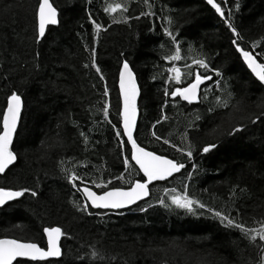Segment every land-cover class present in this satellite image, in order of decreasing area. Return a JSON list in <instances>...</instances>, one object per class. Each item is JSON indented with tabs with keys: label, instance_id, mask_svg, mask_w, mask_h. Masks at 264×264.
<instances>
[{
	"label": "trees",
	"instance_id": "1",
	"mask_svg": "<svg viewBox=\"0 0 264 264\" xmlns=\"http://www.w3.org/2000/svg\"><path fill=\"white\" fill-rule=\"evenodd\" d=\"M50 1L58 10L59 22L36 41V0H0V109L12 91L23 101L12 145L18 159L0 175V186L37 192L35 197L26 193L0 207V238L45 247L43 227L59 226L67 233L61 237L60 258L30 264H257L264 255L256 246L259 240L251 243L207 209L194 206V212H188L157 203L163 198L170 204L171 193H164V188L183 193L187 185L193 198L248 228L259 229L264 222V88L235 52L231 43L235 37L223 19L204 0ZM216 2L226 16L231 11L229 19L243 37L242 46L264 62V0ZM115 3L128 11H103ZM142 12L151 14L142 16ZM89 15L101 25L98 31ZM125 15L131 17L126 23ZM165 27L180 42L181 61L164 59L175 49L163 32ZM93 48L101 73L91 67ZM192 58H204L210 68L220 69L222 77L208 73L213 81L220 80L219 87L207 82L193 104L165 97V87L171 90L190 82L184 73ZM125 60L140 88L135 139L149 151L186 161L187 172L193 175L188 178L182 169L154 182L148 199L126 211L90 209L89 215L74 206L78 200L83 202L82 194L67 182L64 170H76L97 192L93 178L142 177L124 168L122 161L130 153L122 151L113 128L121 130L117 79ZM173 65L181 69L184 82L169 80L165 85L167 69ZM105 85L108 97L102 95ZM216 96L227 100V107ZM105 100L110 105L107 120L100 111ZM237 127L240 130L234 132ZM153 132L161 137L159 141ZM164 139L177 147L187 148L190 143L192 160L164 144ZM207 144L216 147L202 153ZM192 163L197 165L195 170ZM112 185L128 186L115 179ZM93 251L99 256L93 257Z\"/></svg>",
	"mask_w": 264,
	"mask_h": 264
},
{
	"label": "snow or ice",
	"instance_id": "2",
	"mask_svg": "<svg viewBox=\"0 0 264 264\" xmlns=\"http://www.w3.org/2000/svg\"><path fill=\"white\" fill-rule=\"evenodd\" d=\"M145 4H148V0H144ZM207 4L210 5L215 12L220 15L224 23L231 30L232 35L235 37L231 41L234 45L235 52L239 54L243 62L247 65V68L251 70L256 79L260 84L264 85V62H258L257 57L249 50H246L244 46L239 41L243 40L237 29L230 22L229 17L232 15L229 10L228 15H225L224 10L220 3L216 0H207ZM151 7V5H149ZM238 8L239 5L237 4ZM118 9H123V12L128 11V7L120 3L109 4L103 8L105 13H114ZM151 13L142 12L140 15H150ZM131 17L125 15L123 16V22H127ZM137 19L139 17H136ZM89 19L92 21L95 29L98 31L101 25L97 23L91 15ZM58 10L54 7L53 2L50 0H36V8L34 12V33L35 40L39 41L41 38L46 36V29L49 26L58 24ZM114 23L120 22L113 20ZM166 36L171 37V43L175 45L174 52L171 55L164 57L168 61H181V47L180 42L173 35V32L169 31L167 27L163 29ZM253 47H255V42H253ZM85 50L88 51L87 45H85ZM261 54L264 55V45L261 46ZM92 62L91 67L96 70L97 73H101V69L97 66L95 62V49H91ZM193 66H197L194 70ZM84 67H89L85 64ZM187 71L184 73V78L189 80L186 86H174L165 87L163 89V95L165 97L170 96L171 98H179L182 101H186L191 104L193 101L199 100V91L201 85L206 81H212L216 87H219L220 80L213 81V76L208 73H214L216 77H222V73L218 68H210L209 64L204 58H192L190 64H185ZM198 69H204L203 72ZM167 72L170 74L168 79L164 81L165 85H168L169 80H174L177 84H182L181 69L175 65L169 67ZM174 73V75H171ZM100 79L104 80V76L101 74ZM212 85H209L211 87ZM104 97L109 96V89L105 85L103 94ZM139 95V89L137 87L136 77L134 76L133 70L130 68L127 60L123 61L122 66L119 69V96L122 98V109L119 111L118 115L120 121H122V130L118 129L116 125L113 128L116 129L115 136L118 138V144L122 151H128L130 154L125 156L122 164L124 168L133 169L137 174L142 173L140 179H128L125 181L124 174L120 176L112 177L111 179L103 178H93L91 184L95 186L96 189L100 191H94L89 186L88 181H86L76 170H64L66 172V179L69 184L72 185L77 192L82 194V201H76L74 206L77 211L87 213L92 215L90 209H112L119 210L128 208L131 205L137 204L138 201L143 200L150 194V185L156 181H165L173 174L179 173L182 169H186V161L177 160L174 158H168L166 155L157 154L155 151H149L145 147H142L137 139L134 138V129L137 126V97ZM231 96V93H229ZM207 95L205 94V99ZM215 99L220 101L222 106L227 107V100H221L220 96H216ZM168 103L167 100L164 101V105ZM162 105V108L163 106ZM109 102L104 101L100 111L103 113L104 118L107 120L109 116ZM23 108V101L20 94L17 91H12L10 95L6 97V107L0 109V174H6V170L10 169V166L18 159V155L14 152L12 145L14 143V135L18 134V124L21 120ZM213 111L212 108L208 109ZM200 117L197 116L196 119ZM161 119H167L166 116H162ZM260 116L256 117L259 120ZM111 123V121H108ZM255 122V121H253ZM157 123H160L158 120ZM239 127L234 128V132H238ZM84 137L85 143H87V137L83 132L80 133ZM157 141L161 139L157 136L155 132L152 133ZM121 137H126V140L119 139ZM186 138V137H185ZM164 144H170L168 139L163 140ZM130 145V149H128ZM171 147L175 148L180 152L187 161H191L193 158L192 146L189 143L187 148L177 147L175 144H170ZM216 147L215 144H207L202 146L200 151L202 153H208L210 150ZM134 162V164H133ZM192 169H196L197 165L195 163L191 164ZM63 170V169H62ZM100 171V169H97ZM192 172H187V177L191 178ZM129 176L131 173L129 172ZM119 180L121 182H126L127 187L112 185V180ZM80 181L83 185L82 187L76 182ZM187 185L184 186L183 193H177L176 189L164 188V193L168 194L169 203H166L165 199L161 198L157 200V203L164 207L175 206L179 209H185L188 212H194V206L200 209H207V212L212 215L213 218L219 220V222L227 227L233 228L240 232L241 236L249 240L251 243H256V246L264 253V222L260 223L259 229L248 228L243 222H238L236 218L232 217L230 214H225L222 211L212 209L208 207L203 202L193 198L187 192ZM245 191L244 189L240 190ZM26 193H30L31 196H37V192L30 188H17L12 189L4 186H0V206L5 205L7 202L14 201L17 198L23 197ZM140 211H145L144 207H139ZM43 236L46 237V247L40 246L36 242L22 241L16 238H2L0 239V264H30V262L37 261H48L49 258H59L62 256L61 250V237L66 236L67 233L62 231L59 226H46L42 229ZM93 257L99 256L97 251L91 253ZM257 264H264V255Z\"/></svg>",
	"mask_w": 264,
	"mask_h": 264
},
{
	"label": "water",
	"instance_id": "3",
	"mask_svg": "<svg viewBox=\"0 0 264 264\" xmlns=\"http://www.w3.org/2000/svg\"><path fill=\"white\" fill-rule=\"evenodd\" d=\"M206 3H207V0H204ZM51 2V1H50ZM208 5V4H207ZM209 7H211L210 5H209ZM212 8V7H211ZM213 9V8H212ZM214 11H215V9H213ZM217 15L220 17V15L217 13ZM221 18V17H220ZM53 26H55V25H53ZM50 27V26H49ZM47 30V29H46ZM254 55V54H253ZM255 56V55H254ZM242 59V58H241ZM258 60V59H257ZM243 61V60H242ZM258 62H260L259 60H258ZM244 63V62H243ZM244 65L247 67V65L244 63ZM121 66H122V64H121ZM120 66V67H121ZM130 66V65H129ZM131 68V67H130ZM248 69V68H247ZM249 70V72L251 73V70L250 69H248ZM134 73V72H133ZM251 75L256 79V77L254 76V74H252L251 73ZM134 76H135V73H134ZM136 77V76H135ZM257 80V79H256ZM258 81V80H257ZM136 82H137V79H136ZM207 82H209V81H206L203 85H205ZM259 82V81H258ZM260 83V82H259ZM203 85H201V87L203 86ZM262 85V84H261ZM186 86V85H185ZM137 87H138V89H139V95H138V97H137V105H138V100H139V96H140V88H139V85H138V82H137ZM262 87L264 88V85H262ZM117 89H118V94H119V73H118V79H117ZM201 89V88H200ZM200 94V91H199V93H198V95ZM119 100H120V110L122 109V98L119 96ZM198 101V100H197ZM197 101H193L191 104H193V103H195V102H197ZM185 103H188V102H186V101H184ZM189 104V103H188ZM6 107V106H5ZM138 118H139V112H138V108H137V122H138ZM19 125V124H18ZM137 127V126H136ZM120 128H121V130H122V121H120ZM135 131H136V128L134 129V135H135ZM14 137H15V135H14ZM125 138V140H126V137H124ZM134 138H135V136H134ZM129 146V148H130V145H128ZM133 164H134V162H133ZM141 175H143L142 173H140ZM175 174H177V173H175ZM175 174H173V175H175ZM1 175V174H0ZM170 178V177H169ZM154 183V182H153ZM152 183V184H153ZM151 184V185H152ZM150 187V186H149ZM92 190H94V189H92ZM95 191V190H94ZM149 197V196H148ZM148 197H145L143 200H141V201H138L137 202V204L138 203H140V202H142V201H145V200H147L148 199ZM11 202V201H10ZM7 203H9V202H7ZM6 203V204H7ZM5 204V205H6ZM136 204H134V205H131V206H129L128 208H124V209H119V210H112V209H98V210H102V211H110V212H117V211H126V210H128V209H130V208H132L133 206H135ZM4 206V205H3ZM0 207H2V206H0ZM0 239H2V238H0ZM45 241H46V237H45ZM61 242V241H60ZM45 247H46V245H45ZM60 258V257H59ZM51 259H58V258H49V260H51Z\"/></svg>",
	"mask_w": 264,
	"mask_h": 264
}]
</instances>
